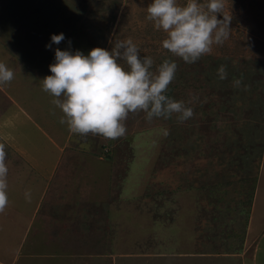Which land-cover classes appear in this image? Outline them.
Returning a JSON list of instances; mask_svg holds the SVG:
<instances>
[{
    "label": "rangeland",
    "instance_id": "obj_1",
    "mask_svg": "<svg viewBox=\"0 0 264 264\" xmlns=\"http://www.w3.org/2000/svg\"><path fill=\"white\" fill-rule=\"evenodd\" d=\"M151 2L0 0V63L14 72L0 84V118L25 121H9L0 135L9 168L5 212L15 215L5 223L0 213V264H241L255 244L245 227L253 200L264 248V0H224L230 36L193 64L163 49L166 34L146 19ZM60 33L65 40L47 48ZM127 39L153 59V71L165 59L178 64L166 95L197 97L194 117L148 123L141 112L129 115L117 140L73 134L42 90L55 49L111 52ZM3 98L21 102L26 120L4 112ZM39 195L35 221L21 220ZM58 218L66 225L56 226ZM61 233L65 241L51 249Z\"/></svg>",
    "mask_w": 264,
    "mask_h": 264
},
{
    "label": "clouds",
    "instance_id": "obj_2",
    "mask_svg": "<svg viewBox=\"0 0 264 264\" xmlns=\"http://www.w3.org/2000/svg\"><path fill=\"white\" fill-rule=\"evenodd\" d=\"M224 8V0H185L183 4L179 0H152L146 19L166 34L163 49L193 64L211 54L213 45H222L229 38L231 16L224 14ZM64 40L63 33L52 35L46 47ZM68 43L71 45L70 40ZM139 54L131 39L115 41L111 52L96 47L87 55L56 48L54 62L49 65L52 75L44 77L42 90L54 97L53 105L62 111L60 123L67 124L73 134L117 140L125 136L130 114L143 112L148 123L174 115L179 123L192 119L195 113L189 105L197 97L190 95L185 102L166 95L178 64L165 59L153 71V59ZM217 75L220 80L227 79L225 65L219 66ZM13 79L14 72L0 63V84ZM241 84L240 79L233 80V87ZM6 156L5 145L0 143V213L9 203ZM25 198L31 201L30 190Z\"/></svg>",
    "mask_w": 264,
    "mask_h": 264
},
{
    "label": "crops",
    "instance_id": "obj_3",
    "mask_svg": "<svg viewBox=\"0 0 264 264\" xmlns=\"http://www.w3.org/2000/svg\"><path fill=\"white\" fill-rule=\"evenodd\" d=\"M4 100L6 101V104L3 106L4 107V112H11L12 111V114L13 113L19 114V116L22 114L25 117V120H26V115L27 114L24 112L25 111V108L22 107L21 102H18L16 100L15 101L14 100H11L10 102L7 101L6 99H4ZM14 116L15 115H13L12 117H10L8 114H5V113L2 114V117L0 118V128H1L0 129V135H1V133L9 132L6 129L7 127L10 126L9 121L11 123H13L15 121V119H16L17 122H19L20 125L23 126L22 125L23 123H21V122H25V121H23V120L20 121L19 119L16 118V116L15 117ZM65 125L67 126V124H65ZM6 153H7V151H6ZM6 159H8V156H6ZM34 172L36 173V169H35ZM53 176H54V167H52V169L50 170L49 180H51ZM38 197H36V202L37 203L35 202L34 207L31 210L29 209V212H30L29 214H26V210H24L23 212L22 211L20 212V216L19 217L21 218V220H24L23 219L24 216L27 215L29 218L32 217V220L35 221V218L38 215V206H39V203L41 201L40 200V195ZM253 197H254V194H253ZM37 198H38V200H37ZM64 198H65V195H64V197L60 198L59 200H62ZM254 203H255V201L253 200L252 205L250 207V213L246 214V219H248V220L246 221L245 227L248 228L247 229L248 233L249 232H254V235H252V242L254 241L255 244H254L253 249H252V254H249L250 257L248 256V254H247V257L244 254H242L243 258H242V263L241 264H264V248H262V246L260 245V242H258V240L255 238L256 235L259 234V232L257 230L258 226L256 225V223H258V220H254L255 215H257V213H255V214L253 213V212H255ZM12 212H14V209H13ZM18 213H19V211H16V214H18ZM10 215L12 217L15 216V215H12L11 212L9 213L8 211H6V212L4 211V213H3V215L1 217H3L2 219L5 220V223H7V222L9 223L10 222V220L8 218V217H10ZM45 218H46V216H43V217L40 216V222L44 221ZM12 221H15V220L13 219ZM56 222L57 223L54 222V224L56 226L58 225V226L62 227V223L64 225H66V222H64V219H61V218H58V220ZM18 223H19L18 221H15V225L14 226H18ZM254 224L256 226V229L252 227ZM22 228L20 227L21 233L23 232V229ZM31 228H33V225L31 226ZM38 229L40 230V228H38ZM17 230L19 231V227H18ZM260 234L262 236V233H260ZM260 234H259V237H260ZM58 237H59V239L57 240L58 243L56 245L52 246V248H51L53 250L59 248V245L62 244V241H65V239H62L61 238L62 237V233ZM60 240H62V241H60ZM2 248L5 249V250L6 249L9 250V249H12V245H10V247H9V244H8V248H7V246L5 247L4 245H2Z\"/></svg>",
    "mask_w": 264,
    "mask_h": 264
},
{
    "label": "trees",
    "instance_id": "obj_4",
    "mask_svg": "<svg viewBox=\"0 0 264 264\" xmlns=\"http://www.w3.org/2000/svg\"><path fill=\"white\" fill-rule=\"evenodd\" d=\"M219 67H217V68H215L216 70L218 69ZM105 158H106V156H105Z\"/></svg>",
    "mask_w": 264,
    "mask_h": 264
}]
</instances>
